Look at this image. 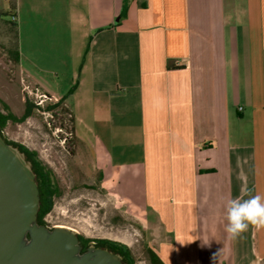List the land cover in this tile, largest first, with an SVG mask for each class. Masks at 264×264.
<instances>
[{"label":"crops","instance_id":"obj_1","mask_svg":"<svg viewBox=\"0 0 264 264\" xmlns=\"http://www.w3.org/2000/svg\"><path fill=\"white\" fill-rule=\"evenodd\" d=\"M2 1L19 74L68 109L79 165L90 141L113 165L100 185L159 259L264 264V229L225 231L264 191V0Z\"/></svg>","mask_w":264,"mask_h":264},{"label":"rangeland","instance_id":"obj_2","mask_svg":"<svg viewBox=\"0 0 264 264\" xmlns=\"http://www.w3.org/2000/svg\"><path fill=\"white\" fill-rule=\"evenodd\" d=\"M0 9H7L2 0ZM16 50L15 27L10 13L2 12L0 100L17 117L22 115L25 102H28L32 114L20 123L7 122L1 134L35 152L37 159L54 174L59 195L53 198L52 207L43 218L46 226L72 229L88 239L89 244L98 240L122 243L129 248L134 264H148L145 247L150 229L144 221L136 218L127 207L129 204L120 203L110 189L100 185V171L108 173L113 165L98 155V149L90 145L91 141L81 149L83 166L77 163L69 114L64 110L66 107L63 103L58 104L57 100L43 102V108L35 106L34 86L18 72L13 58Z\"/></svg>","mask_w":264,"mask_h":264},{"label":"water","instance_id":"obj_3","mask_svg":"<svg viewBox=\"0 0 264 264\" xmlns=\"http://www.w3.org/2000/svg\"><path fill=\"white\" fill-rule=\"evenodd\" d=\"M39 206L30 161L0 133V264H126L106 247L81 251L72 229L38 224Z\"/></svg>","mask_w":264,"mask_h":264},{"label":"trees","instance_id":"obj_4","mask_svg":"<svg viewBox=\"0 0 264 264\" xmlns=\"http://www.w3.org/2000/svg\"><path fill=\"white\" fill-rule=\"evenodd\" d=\"M13 58L15 62H17V51H13ZM57 103L61 104L62 102L60 100H57ZM49 108L51 109V107ZM64 110L69 114L72 129V118L70 116V113L68 109ZM31 112V105L28 102H25V107L22 115L17 117L10 111L7 104L0 100V133L7 122L20 123L27 117H29L32 114ZM1 135L3 136V134ZM4 139L6 143L17 147L22 153H24L27 160H29L31 163L32 170L36 175L40 199L39 211L37 213V223L46 226L43 218L51 209L53 198L59 195V190L54 180V174L51 169H49L37 159L35 152L29 151L23 146L7 140L5 137ZM78 239L80 245L82 246L81 251H84L85 248L89 245V240L82 237L81 235H78ZM93 242H95L94 245L96 247H106L114 253H117L121 256L126 264H134V260L131 257L130 250L126 245L119 242L107 240H98ZM145 252L147 255L148 264H164L148 246L145 247Z\"/></svg>","mask_w":264,"mask_h":264},{"label":"clouds","instance_id":"obj_5","mask_svg":"<svg viewBox=\"0 0 264 264\" xmlns=\"http://www.w3.org/2000/svg\"><path fill=\"white\" fill-rule=\"evenodd\" d=\"M246 195L247 199L238 196L230 199L225 205V231L232 238L240 236L249 226L264 229V191L248 192ZM193 241L189 240L187 243Z\"/></svg>","mask_w":264,"mask_h":264},{"label":"built area","instance_id":"obj_6","mask_svg":"<svg viewBox=\"0 0 264 264\" xmlns=\"http://www.w3.org/2000/svg\"><path fill=\"white\" fill-rule=\"evenodd\" d=\"M11 20L13 21V20H15V18L12 17ZM25 88H27V87H25ZM32 93L34 96L33 103L35 104V106L37 108H43V102L51 103L55 100L52 96L40 91L37 87L33 88Z\"/></svg>","mask_w":264,"mask_h":264},{"label":"flooded vegetation","instance_id":"obj_7","mask_svg":"<svg viewBox=\"0 0 264 264\" xmlns=\"http://www.w3.org/2000/svg\"><path fill=\"white\" fill-rule=\"evenodd\" d=\"M94 243H95V242H92V245H94ZM89 245H91V244H89ZM94 246H95V245H94Z\"/></svg>","mask_w":264,"mask_h":264}]
</instances>
